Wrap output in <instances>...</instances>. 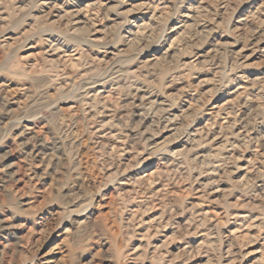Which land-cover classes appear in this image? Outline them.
Wrapping results in <instances>:
<instances>
[{
  "label": "clouds",
  "instance_id": "clouds-1",
  "mask_svg": "<svg viewBox=\"0 0 264 264\" xmlns=\"http://www.w3.org/2000/svg\"><path fill=\"white\" fill-rule=\"evenodd\" d=\"M127 4L128 0H116L113 8L101 10L100 0H96L89 14L100 11L99 19H105L111 11L121 17L117 29L129 24L139 26L136 20L129 19L122 11ZM244 4L248 5L245 13L234 15ZM144 5L145 11L158 7L160 12L167 11L175 20L185 33L182 44L189 48L198 67L202 53L195 49L204 42L213 47L220 38L213 33L232 35L237 43L243 42L245 47H253V51L257 49L249 45V41H264V0H209L198 10L193 0H144ZM70 6L78 7L79 0H20L19 3L17 0H0V20L6 21L3 31H0V149H7L5 142L9 138L18 140L23 136L24 141L15 150L25 149L28 144L32 146V152L39 149L41 153H47L42 164L45 169H52L45 174L53 180L52 186L44 191L48 181L35 172V157L29 153L25 160L28 167L21 166V172L28 178L24 180L22 189L17 188V174L9 172L4 163L12 152L0 151V264H135L136 258L131 255L132 241L139 240L141 234L135 231V222L129 224L123 216L130 210L116 198L108 212L110 223H105L101 218L103 213L98 215L96 211L104 206L110 191L123 192L120 175L125 164L137 168L147 156L155 154V149L147 143L150 137L142 136L139 130L133 132V109L145 108L146 105L137 106L132 97L139 99L136 93L143 87L142 81L162 90L169 83H183L186 75L190 79L195 78L187 69L182 71L183 63L172 62L170 56L167 59L171 67L166 74H161L158 68L152 70L154 61L144 70L132 69V65H141L145 59L159 55L172 39L173 24L144 21V29L155 37L154 43L159 49L141 56L140 48L148 47L145 36L139 48L129 54L121 47L127 41L118 30L106 31L103 43L94 41L90 27L85 31L77 26L74 20L77 12L68 11ZM186 16L191 19H185ZM217 24L221 27L217 28ZM37 46L41 50L47 48L48 55L36 57L34 64L26 56L29 48ZM53 53H59L61 58H53ZM65 54L71 62L79 65L82 73L66 71ZM101 55L103 63L93 62V57ZM203 60L201 70L211 79L213 91L220 95L217 103L235 91L237 99L228 105L226 111L235 116L238 109H245L237 121L242 134H230L234 139L227 146L228 154L218 155L217 162H213L211 167L216 173L234 172L236 160H244L246 151L258 147L255 160L246 169L252 172L250 179L254 183L257 173L264 178V159L260 156L264 153V134L257 127L264 124V73L243 72L247 66L245 58L228 47H213L212 53L203 56ZM241 81L247 83L241 84ZM101 85L105 91L111 89L120 109L119 114L116 109L105 113L110 116L111 123L102 133L103 140L94 130L102 121L96 119L89 123L88 119L92 107L90 90ZM14 93L26 98L18 108L13 107L17 103L13 100ZM62 101L71 103L74 112L66 113L61 106ZM157 107L154 105L151 113L146 112L145 115L153 116L152 131L158 135L168 117L155 115ZM99 112L97 105V116ZM76 114L78 117L73 119ZM26 121L35 122L30 126L33 130L31 135ZM35 129H41L39 135L34 134ZM253 132L257 133L256 137L251 135ZM113 133L125 141L124 151L131 152L130 163L127 156L118 159L121 154L119 146L117 152L111 151L113 141L110 137ZM85 140L89 146H94L91 155L96 161L97 171L103 173L95 182L87 175L81 158ZM187 143H192L190 137ZM163 151L169 157L172 155L171 149ZM145 167L176 170L172 177L162 174L158 178L162 184L171 186L176 180L191 184L195 182L192 173L198 170L199 161L188 152L172 160L157 154L153 163ZM109 169L114 173L111 180L108 179ZM201 174L207 175L206 172ZM123 179L131 180L133 177L125 176ZM108 185H113V189L106 190ZM234 190L241 192V200H249L248 207L261 212V220L264 221V191L258 193L251 185ZM25 196L29 199H23ZM165 199L166 202L160 205L165 214L171 211L178 216L187 211L184 201ZM13 228H23L25 234L8 231ZM204 234L206 243L201 254L207 256L212 264H220L224 260L221 249L226 246V241L230 244L231 264H242L243 254L232 251L236 244L230 237L222 235L215 227L207 228ZM151 247L149 243L141 246L140 255L145 261L153 258L149 251ZM49 248L56 255H48ZM260 251L264 255V248ZM163 264H167V260Z\"/></svg>",
  "mask_w": 264,
  "mask_h": 264
},
{
  "label": "rangeland",
  "instance_id": "rangeland-1",
  "mask_svg": "<svg viewBox=\"0 0 264 264\" xmlns=\"http://www.w3.org/2000/svg\"><path fill=\"white\" fill-rule=\"evenodd\" d=\"M17 2L19 3L20 0H17ZM208 2L209 0H193L197 10L202 4ZM95 3L96 0H79V6L75 8L83 9L85 5H94ZM115 4L116 0H100L101 10L104 8L111 9ZM75 8L70 6L67 10ZM247 8V4L241 5V8L234 15H243ZM122 11L127 13L129 19L136 20L139 26L129 24L122 25L117 29L116 25L120 22L121 17H117L115 12L110 11L107 18L99 19L101 12L91 11V15L88 12L86 18L81 20L82 23L78 27H82L85 31L90 27L92 29V38L97 43H103L106 31L118 30L127 41L121 47L129 54L134 53L139 48L141 39L147 36L148 47L140 48L139 53L141 56H147L149 51L159 49V46L154 43L155 37L149 35L144 29L143 22L152 20L154 23L160 24L171 23L174 25L171 33L172 39L167 46L160 51L159 55L145 59L143 64L132 65V69L133 71L144 70L154 61L152 70L158 68L161 74H166L171 67L167 59L170 56L172 62L183 63V69L181 70L187 69L192 77L195 78L190 79L186 75L183 77V83H169L162 90L159 87H153L149 83L141 82L143 87L136 95L149 98L151 105L146 106L145 111H139L137 107L133 109L135 113L133 132L139 130L142 136L150 137L147 143L155 149V154L147 156L140 167L130 168L128 164H125L124 170L120 175L122 181L120 188L123 192L110 191L104 206L96 209L98 215L103 213L101 218L105 223H110L108 212L116 198H119L121 204L130 210L124 212L123 216L129 224L135 222V231L141 234L139 240L132 241L134 247L131 248V255L136 258L135 264H163L165 260H167V264H212V261L207 256L201 254L202 247L206 243L204 233L207 228L212 227L218 228L222 235L230 237L232 242L236 244L232 251L243 254L242 264H252V262L254 264H264V255L260 251V249L264 248V221L261 220L262 214L257 209L248 207L249 200H241V192L234 190L237 187L247 188L251 185L258 193L264 191V178H260V173H257V178L253 183L250 179L252 172L250 170L246 171L248 166L255 160L259 148H254L250 152L246 151L244 160L237 159L236 171L230 173H216L213 171L211 164L217 162L218 155L228 154L227 146L234 139L230 134H242L241 126L237 121L240 120L241 114L245 112V109H238L235 116L231 111H226L228 105L234 104L237 99L236 92L233 91L228 98L222 99L221 102L217 103L220 95L213 91L211 79L207 73L201 70L204 65L203 56L210 55L213 47L223 46L234 50L238 55H242L245 58L244 62L247 66L242 69L243 72L251 74L264 73V41H249V45H254L257 49L253 51V47H245L243 42L237 43L232 35L213 33V36L220 37L215 41L213 47H209L208 42H204L195 49L197 53H202L200 66L198 67L190 54L189 48L182 44V40L185 38L184 31L180 30V26L175 24V20L169 17L167 11L160 12L158 7L153 8L151 11H145L144 0H128L127 6ZM187 11L190 12L191 9ZM88 15L90 16L88 17ZM97 19H99V23L96 22ZM185 19L190 20L191 17L186 16ZM5 23L6 21L0 20V31H3ZM209 24L211 25V21H209ZM220 27L217 24V28ZM7 34L12 35V33ZM109 48L115 52L111 45H109ZM42 54L47 56L48 49L41 50L39 46L29 48L26 59L35 64V58ZM52 56L56 59L61 58L59 53H53ZM63 59L67 65L66 71L68 73L77 74L83 72L77 63L68 59V54H65ZM93 62L103 63L104 57L102 55L93 57ZM68 78L71 79L70 76ZM245 83L247 81H241V84ZM252 90L255 91V89ZM16 95L18 104L16 103L13 106L14 108L20 107L21 103L26 99L22 98L19 93H16ZM132 99L135 100L138 106L139 99H136L135 96ZM90 104L92 107L88 113L89 123L96 119L102 121L100 127L94 130L97 135H100V139L103 140L104 136L102 133L107 131L111 123L110 116L105 115V113H110L113 109H116L119 114V105L117 100L113 98L111 89L105 91L102 85L95 90H90ZM97 105L100 110L98 116ZM154 105L158 106L155 115L159 116L162 114L168 117L163 125V130L158 135L152 131L153 116L151 114L145 115L146 112L151 113V108ZM61 106L66 113L74 112V107L69 102L62 101ZM77 117L78 114L73 116V119ZM33 123L35 122L30 121V125ZM257 127L261 130V134H264V124H260ZM40 131L41 129H35L34 134L39 135ZM251 135L256 137L257 133L253 132ZM189 137L192 143H187ZM110 139L113 141L111 151L113 153L117 152V146H119L121 154L118 159H123L127 156L130 158V163L131 152L124 151L125 141L118 139L115 133ZM22 141L24 140L21 137L18 140L9 138L5 142L8 146L7 149H0V151L8 150L13 152L4 163L7 166L16 163L14 170L17 174V188L20 189L24 187V180L28 178L26 174L21 173V166L24 168L28 167L25 164V160L28 158L29 152L31 153L32 151V146L26 144L25 149L17 152L15 150L17 144ZM193 144H195V148H193ZM93 147L89 146L85 140L81 149V158L87 175L91 176L93 182H95L100 179L103 173L97 171L95 167L96 161L91 155ZM165 148L172 150L170 157L163 151ZM186 152L199 161L198 170L192 173L193 177L196 178L194 183L189 184L188 182L176 180L171 186L168 183L162 184L158 178L162 174L172 177L175 175L176 170L172 168L149 169L145 167L153 163L157 154L172 160L178 156H184ZM31 154L35 156V161H33L36 163L35 172L48 181L43 189L47 191L53 183L52 177L45 174L46 172H51L52 169H45L43 164H41V158H45L47 153H41L37 149V152H32ZM260 156L261 159H264V153H261ZM138 172L140 174L135 175ZM202 172H206L207 175H202ZM21 175H23V179H21ZM113 175L112 169H109L108 179L111 180ZM125 176H131L133 179L124 180L123 177ZM217 180L219 183H212ZM113 187V185H108L106 190L113 189ZM165 198L184 201L187 211L178 216H174L171 211L165 214L160 206L166 202ZM23 199L28 200L29 197L25 196ZM8 231L17 232L21 235L25 234L23 228H13ZM146 243L153 246L149 249L153 258L147 261L140 255L141 246ZM225 243L226 246L221 249L224 254V260L220 261V264H231L228 254L230 244L227 241ZM47 253L52 256L56 255L51 252L50 248Z\"/></svg>",
  "mask_w": 264,
  "mask_h": 264
},
{
  "label": "bare ground",
  "instance_id": "bare-ground-1",
  "mask_svg": "<svg viewBox=\"0 0 264 264\" xmlns=\"http://www.w3.org/2000/svg\"><path fill=\"white\" fill-rule=\"evenodd\" d=\"M92 6V4H87V5H85L84 7H83V9L82 8H79V9H77V8H75V9H70V10H68V11H76L77 12V15L74 17V20L77 22V26H79L80 25V23H82L81 22V20L83 19V18H86V14L89 12V7H91ZM144 9V8H143ZM94 12V11H93ZM84 14V15H83ZM90 15H88V17H89ZM91 19V18H90ZM80 28H82V27H80ZM13 100H15V101H17V104H18V100H17V95H16V93H14L13 94ZM139 105H146L147 107L149 106V105H151V102H150V99L149 98H145L144 96H141V97H139V103H138V106ZM13 106H15V104L13 105ZM138 109L137 110H139V111H145L146 110V108H140V107H137ZM152 109V108H151ZM229 115V114H228ZM27 125H29V132H30V135L31 134H33V130L31 129V125H30V121H26L25 122ZM177 125V124H176ZM21 138H23V140H24V137L23 136H20ZM196 140V139H195ZM19 143V142H18ZM18 145V144H17ZM28 146V145H27ZM26 148V147H25ZM10 150V149H9ZM18 152V151H17ZM37 152V151H36ZM13 153V152H12ZM30 153V152H29ZM31 153H32V151H31ZM39 153V152H38ZM34 155V154H33ZM27 156V155H26ZM35 157V156H34ZM20 158V157H19ZM37 158V157H36ZM46 158V157H45ZM45 158H41V162H43V160L45 159ZM9 159V158H8ZM26 159V158H25ZM38 160V159H37ZM39 162V161H38ZM42 164V163H41ZM15 165H16V163H12V164H10V165H8V171L9 172H12V173H15V170H14V167H15ZM18 165V164H17ZM41 166V165H40ZM39 166V167H40ZM20 167V166H19ZM38 168V167H37ZM20 172V171H19ZM22 173V172H21ZM170 263V262H169Z\"/></svg>",
  "mask_w": 264,
  "mask_h": 264
}]
</instances>
